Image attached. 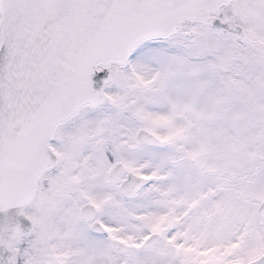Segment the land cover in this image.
Returning a JSON list of instances; mask_svg holds the SVG:
<instances>
[{
    "label": "snow or ice",
    "instance_id": "obj_1",
    "mask_svg": "<svg viewBox=\"0 0 264 264\" xmlns=\"http://www.w3.org/2000/svg\"><path fill=\"white\" fill-rule=\"evenodd\" d=\"M0 264H264V0H0Z\"/></svg>",
    "mask_w": 264,
    "mask_h": 264
}]
</instances>
